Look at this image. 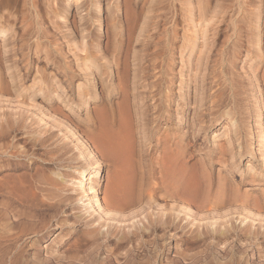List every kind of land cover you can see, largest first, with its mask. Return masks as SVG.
Here are the masks:
<instances>
[{
    "label": "bare ground",
    "instance_id": "6f19581e",
    "mask_svg": "<svg viewBox=\"0 0 264 264\" xmlns=\"http://www.w3.org/2000/svg\"><path fill=\"white\" fill-rule=\"evenodd\" d=\"M8 1L10 0H0V31L3 32L1 46L5 53L10 47L13 48L14 43L11 42V37L16 23L18 24L20 20L28 33L30 31L45 33L46 27H51L54 35L66 39L77 32L82 43L79 48L81 52L79 67L89 76H92L91 66L98 68L97 62H103L102 66L106 68L110 63L118 65L121 59V53L118 51L119 41H113L111 53L108 56L101 49L98 39L95 36L92 38L86 25L89 20L93 23L100 22L99 0H74L78 19L77 24L72 27L61 22L62 13L65 10L64 0H18L20 9L16 16L3 12L2 7L8 4ZM197 1L194 3H199L197 9L201 12L208 5V0ZM256 1L258 3L254 4L258 5L260 0ZM87 2L94 6L93 10L91 6H83V3ZM183 2L186 6L189 4V0ZM188 6H192L191 3ZM247 7L243 6L244 9ZM190 10H192L190 7L185 10L187 17H181L185 22L183 31L190 32V35L189 33L185 35L186 44L191 42L193 45L195 42H192L197 37H203L201 48H204L206 38L216 34L219 21L212 26L208 24L211 28H201L197 26L199 19L193 22ZM181 12L184 11L180 10ZM205 12L207 11L204 9ZM93 13L96 15L94 16ZM174 20V16L169 17V24H174ZM244 21H241L242 24H246L243 23ZM97 29L99 30L100 27L97 26ZM251 47L254 53H258L259 65H254L255 67L250 65L245 69L249 72L241 70L239 74L234 69L233 61L228 59L225 67L222 65L217 74H214L216 78L214 86L209 88L207 86L208 94H205L204 83L207 72L205 67L210 58V51L205 49V53L201 49L200 53L203 56H200L203 58H197L196 69L192 70L194 71L192 91L198 105L196 104L197 106L193 108L190 103L193 101L189 97L190 79L179 78L177 82L179 98L186 101L190 98V101L185 107V104L176 102L173 114L166 120L167 124L163 127L146 116L145 105L135 95L129 97L126 88H124L123 102H120L116 108L96 105L93 119L84 121L85 124L83 123L82 126L78 123L77 125L81 126L80 129L75 125L72 117L63 115L60 109H57L59 113L56 116L43 113L40 118L41 126H34L31 120H24L21 116L0 117V264H49L44 260L50 256H46L44 260L39 258L41 242L50 232L53 235L59 230L53 240L43 247L45 253L55 252L54 244L62 238L60 234L63 232V227L67 225L64 208H72L76 203V211L73 212L74 219L78 221L76 233L82 239L81 243L84 241L87 244L86 249L82 251L85 253L82 264H103V261L98 260L97 255L99 248L107 242L108 238L114 239L115 243L128 244L136 240V236L141 235L139 232L143 229V223L141 228L137 221H133L138 223L137 226H135L136 223L132 225L123 223L127 225L123 226L122 222H119V218L124 215L122 211L125 208H132L143 199H150L157 190L179 200L178 205L184 215L183 218L192 215V223L196 217L194 215L198 216L204 212V216L201 217L207 219V223H205V229L198 233V237L202 239L199 240L203 241L206 238L204 243L206 242L208 249L225 245L224 252L226 255L229 254V257L223 256L228 257L229 262L222 261V264H238L241 254L234 246L238 243H241L242 247L250 246L256 239V227L262 222L254 218L246 220L245 214L246 217L241 216L237 225L235 222H229V218L217 223L218 220H214L213 217L206 218L205 212L208 209L216 211L219 207L221 209L227 205L241 206L248 216L251 214L258 217L259 213L264 211V38L261 44L255 38L251 42ZM76 57H78L77 54ZM124 61L126 63V59ZM40 86L41 91H50L55 93L57 98L62 96L69 99V95L63 90L58 92L59 84L54 81L43 80ZM79 90L78 86L77 95L81 93ZM91 92L95 93V91ZM248 96L255 102L253 109H250L244 100ZM170 100L166 95L157 104L156 111L162 113V110H165L169 113ZM205 101L211 103L210 108L230 105L223 115L229 123H233L231 127L228 126L229 123L222 124L221 131L212 136L211 148L217 153L219 164L215 170L210 166L207 155L195 157L192 153L193 140L196 139L194 135L207 132L209 120L204 118ZM62 103L64 104L63 101ZM30 105L37 107L34 103ZM67 105L75 108L79 106L77 103ZM190 105L191 110L196 113L193 119L192 116L190 119L186 117V110ZM252 111H254L253 114H251ZM54 129H61L63 132H54ZM153 131L157 135L155 141L150 139ZM190 133L191 136H189ZM252 145L260 163L259 165L258 162L248 163L247 160L243 164L245 170L243 173L244 170L241 171L238 165L243 157L242 148L248 147L246 153L251 160L253 152L249 150V147ZM103 158L111 160L110 166H113V169H110L111 172L104 175H102L105 164L102 163ZM231 169L239 172L240 182L229 178ZM121 219L123 221V217ZM113 221H118L121 226L114 227V224L118 223ZM139 226L141 229L138 228ZM125 227L128 229L125 230ZM123 229L124 234L121 233ZM195 229L197 228L194 227ZM137 240L143 241L140 238ZM242 240L246 242L243 243ZM104 247L107 248L106 245ZM213 254L210 252L208 255L210 257L208 264H215L216 258Z\"/></svg>",
    "mask_w": 264,
    "mask_h": 264
},
{
    "label": "rangeland",
    "instance_id": "374dc122",
    "mask_svg": "<svg viewBox=\"0 0 264 264\" xmlns=\"http://www.w3.org/2000/svg\"><path fill=\"white\" fill-rule=\"evenodd\" d=\"M165 1L166 0H99L100 22L96 23L95 21L93 23L92 20H89L86 24L87 28L90 30L92 38L95 36L98 39L101 49H103L104 53L108 54V56L110 55L109 53H111L110 50L112 49L113 41L118 40V51L121 53V59L118 61V65L110 63L107 68L102 66L103 62H97L98 68L96 66L90 67L92 76H89L79 67L81 62V52H79V48L82 46V43L80 35L77 32L72 33L69 35V38L66 39L54 35L51 27H46L45 33H38L37 31H30L28 33V31H25V26L20 23L19 20L18 24L16 23L14 27L15 31L11 37V42L14 43L12 46L13 48L10 47L5 53L4 48L1 46L3 32L0 31V117L10 116V118H14L21 116L24 120H31L34 126H41L42 122L40 118L43 113L56 116L59 113L57 109H60L63 115L72 117L76 123L75 125L80 129L82 124H85L84 121L93 119L94 107L96 105H104L106 107L112 106L116 108L120 102H123L124 88H126L129 97L135 95L136 98H139L145 105L147 111L146 116L154 119L153 121H155L157 125L163 127L167 124L166 120L173 114L176 102L185 104V107L186 103H189L190 98H192L193 101H190V103L193 108L198 105V101L194 97L192 91V86L194 85L192 82L194 80V71L192 70L196 69L195 63L198 61L197 58L203 56L200 53L201 49L205 53V49L210 51V58L207 60L208 62L205 67L207 71L206 84L204 83V90L207 92H205V94H208L207 89L210 86H214L216 72L219 71L222 65L225 67L226 63H228V59L233 61L234 69H236V72L239 74H241V70L246 71V73L249 72V70L245 69L249 68L250 65H259L260 58L258 57V53H254L251 42L256 38L261 44L264 38V0H258V5L254 4L257 2L256 0H208L209 7L208 5L205 6L204 9L207 11L205 13L204 9H202L201 12L197 9L199 3H197L198 5L194 3L197 0H189V4L191 3L192 6H188L189 4L186 6V3L184 4L183 1L188 2V0H178L179 4L183 2L180 5L176 0ZM64 2L63 5L65 6V10L62 13L63 19H61V22L72 27L77 24L78 19L76 18L75 2L74 0H64ZM219 5L222 8L219 7ZM83 6H91L92 10L94 7L89 4V2L83 3ZM243 6L244 8L248 6V9H244ZM184 7L185 10L189 7L190 9L192 8L190 11L192 12L191 15H193V22L194 20L197 22L199 19L200 22H197V26L201 28H211L213 23L219 21V23L216 22L219 25L216 34L209 35L208 38H206L205 41L209 42L204 43V48H201L202 41H204L203 37H197V39L192 42H195L193 45L191 42H188V45L186 44L185 35L186 33L190 35V32L183 31L185 22L184 18L182 19L181 17H187ZM2 8L4 13H9V15L15 14L16 16L19 14L20 3L18 0H10L8 4ZM164 8L166 10H164ZM126 9H128V11H125ZM168 10H170V12ZM180 10L184 12L180 13ZM255 10H257V12ZM171 11H174L175 15H173L174 13ZM253 11H255L257 15ZM247 12H252L255 16ZM197 14H199V16ZM93 15L95 16L96 14L93 13ZM244 15L245 17H243ZM171 16H174L175 19V23L172 25L168 22ZM247 16L248 18L250 17L249 21ZM164 18H166V20ZM212 18L215 19L214 22ZM240 20L244 21L243 23L246 24H242ZM208 24L211 26H208ZM239 25L243 28V31ZM97 26L100 27L99 30ZM246 28L247 30H245ZM207 46L209 48H207ZM105 49H107V51ZM76 54L78 57H76ZM202 58L203 57H201V59ZM124 59H126V63ZM122 60L126 65L122 63ZM179 78L190 79V98L188 101L179 98L177 92V82ZM43 80L58 83V92L63 90L69 95V99L62 98V96L57 98L55 93H50V91H41L39 88H41L40 84ZM78 86L81 92L79 95H77ZM91 91H95V93L93 94ZM166 95L171 99L168 105L170 112L167 113L165 110H162V113H158V111H156L157 104H159ZM250 99L251 97L249 98L248 96L244 100L247 102L250 109H253L255 102L253 99ZM60 100H62L64 104ZM31 103L37 104V107L31 106ZM68 103H77L79 106L76 108L81 107V109L79 110L78 108L77 110L72 105H67ZM192 106L190 105L186 110V117L188 119H190L191 116L193 119L196 114L191 110ZM210 106V102H204V118L207 121L209 120L207 122V132L194 135L196 139L193 140L194 146L192 147V153L195 157L207 155L210 166L215 170L219 164L217 163L218 155L211 148V142H213L212 136L221 131L222 124L229 123L223 113H225L230 105L225 107L224 105L223 107L216 106L214 108H210ZM253 113L254 111H252L251 114ZM78 123L81 124V126L77 125ZM232 125V122L228 124L229 127ZM53 131L63 132L61 129H54ZM189 136H191V133ZM156 137V132L154 134L153 131V135L150 138L151 141H155ZM247 149L248 147L246 148L245 146L242 148L243 157L241 163L238 164L241 171L244 170L243 164L247 162V160L248 163L251 162L255 164V162H258V165L260 163L256 151L254 152L255 149L253 145L249 147V150L251 149L253 152V154H251V160L247 157ZM206 150H208L207 154ZM110 161L111 160L108 158H103L102 163L105 164L102 168V175L110 173L113 169V166H110L112 165ZM93 165L92 163V166ZM244 172L245 170L243 173ZM245 177H247V175H245ZM229 178L233 179L235 182H240L239 172H236L234 169L229 171ZM241 188L243 189V187ZM179 203L180 201H177L176 198L165 195L164 193L162 194L160 190H157L150 199H143L132 206V208L129 207L130 209L125 208L122 211V214L125 215L122 216L123 221L121 219L122 217H120L119 222H122V224L130 223V225L136 223L135 226H137L138 223H140L139 225L141 226L143 223V229H141L142 226L141 228L140 226L138 227L141 229H139V234L141 233V235L136 236L137 238L132 236L136 238V240H133L134 242H131L133 244L115 243V240L111 237L108 238V240L106 238L107 242H105L104 245H106L107 248L105 249L104 245H101L99 248V250H101H98V260L101 262L103 261V264H208L210 258L208 255L212 252L216 258L214 261L215 264H222V261L228 263L229 261L227 258L229 254L226 255L224 252L223 247L225 245H217L212 249H208L206 242L204 243L206 238L203 239V241L199 240L201 238L198 237V233L205 229V223H207V219L201 217L204 216V212L200 213L198 216L194 215L196 217L194 223H192V215H187L183 218L184 215L181 213L182 210L178 205ZM76 205L72 208H64L67 225L63 227V232L60 234L62 238L55 242V247L53 246L55 254H52L54 256L45 253L46 251L43 247L53 240L59 230L53 235L50 234V232L41 242V247L38 251V253H40L39 258L44 260L47 258L46 256H50L47 258L48 260H44L49 264L83 263V254L85 253L82 251L86 249L85 247H87V244L84 241H82V244V239L79 238L76 233L78 221L73 217V212L76 211ZM219 209L220 207L216 209L217 212L213 209H208L210 212L206 210L207 212L205 213L207 216L205 217H213L214 220H218L217 223L229 218V222H235L237 225L240 217L243 215L246 217L247 215L246 220L254 218V220L262 222L260 223L261 225L256 227V239L252 241L253 243L250 246L245 247L243 245L242 247L241 243H238L234 248H236V250L238 249V253L241 254V260L238 264H264V211H261L257 217L251 214L248 216V213L243 210L241 206L227 205ZM223 215L225 216L224 218ZM126 219H128L127 222ZM133 221H137L138 223H133ZM113 222L118 223L117 225L113 223L114 227L121 226L118 221ZM124 224L123 226L128 225ZM194 227L197 229L194 230ZM125 228V230L128 229L127 227ZM125 230L123 229L121 230L123 232H120L124 234ZM130 235L131 234H129V236ZM138 238L143 239V241L137 240ZM242 242L245 243L246 241L242 240ZM126 253L128 259L125 256ZM223 255L228 257L224 258ZM129 257L131 259H129Z\"/></svg>",
    "mask_w": 264,
    "mask_h": 264
}]
</instances>
